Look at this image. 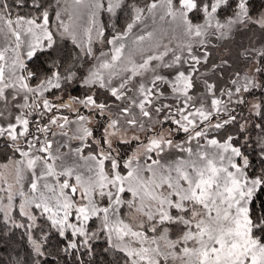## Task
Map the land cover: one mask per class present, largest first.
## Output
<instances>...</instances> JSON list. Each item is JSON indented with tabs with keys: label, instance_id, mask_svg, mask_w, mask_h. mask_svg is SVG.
<instances>
[{
	"label": "snow or ice",
	"instance_id": "snow-or-ice-1",
	"mask_svg": "<svg viewBox=\"0 0 264 264\" xmlns=\"http://www.w3.org/2000/svg\"><path fill=\"white\" fill-rule=\"evenodd\" d=\"M0 141L7 264H264V0H0Z\"/></svg>",
	"mask_w": 264,
	"mask_h": 264
},
{
	"label": "trees",
	"instance_id": "trees-1",
	"mask_svg": "<svg viewBox=\"0 0 264 264\" xmlns=\"http://www.w3.org/2000/svg\"><path fill=\"white\" fill-rule=\"evenodd\" d=\"M254 3L257 6H259L260 0H254ZM27 11H29V9L24 8V9L21 10V14H23L24 12H27ZM121 23H123V16L121 18ZM256 96L258 97L257 99H259L260 93L257 92L256 93ZM246 109L247 108L245 106H243V105L240 106L237 109V112H238L240 118L242 116H244V115L248 116L249 113L248 112L246 113V111H247ZM0 149H5L4 146H3V142L0 143ZM252 159H253V161H256V157H255L254 154H252ZM16 240L19 241V246H18L17 250H20L21 252L23 250H25L26 249V244H25L24 240L22 239L19 230H17V232H16ZM52 243L54 244L55 243V240H53ZM3 247H4L3 245H0V248H3ZM10 254L11 255H14L15 254L14 251L12 249H10V248H5L4 251H0V257H3V260L0 261V264H7V260H8V257H9ZM50 264H53V262L51 261V259H50ZM65 264H71V259L69 258L68 261H65Z\"/></svg>",
	"mask_w": 264,
	"mask_h": 264
},
{
	"label": "rangeland",
	"instance_id": "rangeland-1",
	"mask_svg": "<svg viewBox=\"0 0 264 264\" xmlns=\"http://www.w3.org/2000/svg\"><path fill=\"white\" fill-rule=\"evenodd\" d=\"M236 41L239 42L240 40L244 39V37L242 35L237 36ZM231 47V46H229ZM235 53V49L233 48V54ZM227 54H228V47L223 48V49H219L218 51L214 52V57L219 58L221 56L227 58ZM72 95H82L83 94V90L80 88H77L75 90L72 91L71 93ZM256 98H258L256 96ZM247 110V109H246ZM248 112V110L246 111V113ZM243 117H246V115L241 117V120L243 119ZM103 123V121H100L99 123L94 124V132L96 136H100L102 133V127L100 126ZM230 131L232 132H238V128L236 129H230ZM129 135H131V133H129ZM3 141H0V143H2ZM121 151H129L130 150V146L129 145H119ZM6 155H10V152H8L6 149H0V163L5 161Z\"/></svg>",
	"mask_w": 264,
	"mask_h": 264
}]
</instances>
